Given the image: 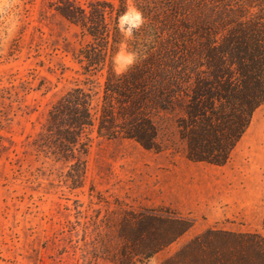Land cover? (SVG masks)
I'll list each match as a JSON object with an SVG mask.
<instances>
[{"label": "rangeland", "instance_id": "rangeland-1", "mask_svg": "<svg viewBox=\"0 0 264 264\" xmlns=\"http://www.w3.org/2000/svg\"><path fill=\"white\" fill-rule=\"evenodd\" d=\"M62 1L19 0L11 13L18 26L0 46V264H219L220 255L227 264H242V258L250 259L248 246L237 241L243 233L264 235V104L224 165L188 159L176 126L166 122L160 150L93 130L83 155L86 167H72L74 161L46 152L43 128L60 96L77 84L88 87L75 55L90 37L62 16ZM105 1L119 7V0ZM119 43L105 66L89 75L93 105ZM128 47L132 50L129 42ZM147 208L162 209L163 215L173 211L193 225L144 259L141 241L153 239L140 217ZM224 241L234 250H213Z\"/></svg>", "mask_w": 264, "mask_h": 264}, {"label": "trees", "instance_id": "trees-1", "mask_svg": "<svg viewBox=\"0 0 264 264\" xmlns=\"http://www.w3.org/2000/svg\"><path fill=\"white\" fill-rule=\"evenodd\" d=\"M62 2V16L90 37L75 55L88 87L77 84L51 106L43 126L47 153L86 167L83 155L93 130L160 150L165 123L172 122L188 159L217 165L229 160L264 104V0H134L147 22L129 45L142 59L120 79L110 67L96 105L89 75L105 66L119 43L116 25L126 0H119V7L105 0ZM160 212L140 213L153 237L141 241L144 259L193 225L173 211ZM237 242L250 249L242 264H264L263 234L243 233Z\"/></svg>", "mask_w": 264, "mask_h": 264}, {"label": "clouds", "instance_id": "clouds-1", "mask_svg": "<svg viewBox=\"0 0 264 264\" xmlns=\"http://www.w3.org/2000/svg\"><path fill=\"white\" fill-rule=\"evenodd\" d=\"M18 3L19 0H0V46L14 35L18 26L17 18L11 14ZM146 22L144 13L134 0H126L125 11L116 25L122 39L111 60V70L117 79L127 75L142 59L141 51L129 50L128 42L145 27Z\"/></svg>", "mask_w": 264, "mask_h": 264}, {"label": "crops", "instance_id": "crops-1", "mask_svg": "<svg viewBox=\"0 0 264 264\" xmlns=\"http://www.w3.org/2000/svg\"><path fill=\"white\" fill-rule=\"evenodd\" d=\"M212 230H215V231H229V230H218V229H212ZM229 232H231V231H229ZM212 247H213V250H216V251H220V250H222V251L231 250L232 251V250H234L233 246H231V245H229V246L228 245H214ZM233 258H234V256L231 257L232 260H233ZM221 262H224L225 264H227V261L223 260V256L220 255V258L218 259L217 263L220 264ZM228 262H232V261L230 260Z\"/></svg>", "mask_w": 264, "mask_h": 264}]
</instances>
